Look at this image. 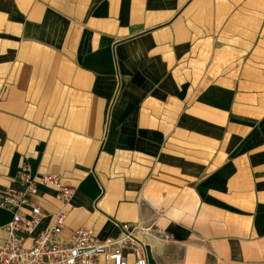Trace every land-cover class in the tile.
<instances>
[{"label": "crops", "instance_id": "1", "mask_svg": "<svg viewBox=\"0 0 264 264\" xmlns=\"http://www.w3.org/2000/svg\"><path fill=\"white\" fill-rule=\"evenodd\" d=\"M23 166L74 189L64 239L264 264V0H0V186Z\"/></svg>", "mask_w": 264, "mask_h": 264}, {"label": "built area", "instance_id": "2", "mask_svg": "<svg viewBox=\"0 0 264 264\" xmlns=\"http://www.w3.org/2000/svg\"><path fill=\"white\" fill-rule=\"evenodd\" d=\"M44 190L53 191L59 204L47 226L43 224L46 211L33 199ZM73 194L74 189L64 185L59 175L34 174L27 166L21 168L14 185L0 186V210L11 216L0 224V264H99L101 259L107 264H128V255L137 264H146L145 244L135 233L161 236L154 226L123 225L122 236L106 240L90 229L62 238Z\"/></svg>", "mask_w": 264, "mask_h": 264}, {"label": "rangeland", "instance_id": "3", "mask_svg": "<svg viewBox=\"0 0 264 264\" xmlns=\"http://www.w3.org/2000/svg\"><path fill=\"white\" fill-rule=\"evenodd\" d=\"M9 215L10 214H7L5 212H3V213L0 212V222L2 224L7 223L10 220V218H11V216H9Z\"/></svg>", "mask_w": 264, "mask_h": 264}]
</instances>
